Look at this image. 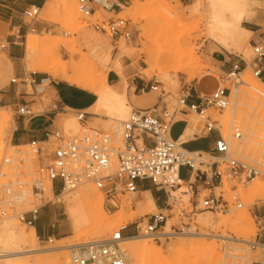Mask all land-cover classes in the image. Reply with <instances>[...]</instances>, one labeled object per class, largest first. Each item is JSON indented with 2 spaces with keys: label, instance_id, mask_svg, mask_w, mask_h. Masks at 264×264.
<instances>
[{
  "label": "rangeland",
  "instance_id": "rangeland-1",
  "mask_svg": "<svg viewBox=\"0 0 264 264\" xmlns=\"http://www.w3.org/2000/svg\"><path fill=\"white\" fill-rule=\"evenodd\" d=\"M6 1L9 2L11 0ZM49 1L50 0H44L43 7L36 19L30 20L24 15L22 16V22L24 23L23 29L10 31L8 26L0 28V163L6 154L16 151V148L12 147L15 145L11 143V136L14 129V108L4 107L5 105L2 102L4 97L2 95H6L5 98L14 96L17 101H20L21 103L23 97L31 95L36 101V105L33 106V110L36 113L49 112L51 111L49 105L54 100L49 88L46 87L44 88L45 90L40 92L36 91V86L41 84L44 79L45 86H48L49 80H53L59 84H66L70 85V87L74 86L78 89L89 91L94 95L95 89H97L100 84V81H98L99 75L103 73L108 77L109 72H114L120 79V85L116 87L122 89L125 82H127L128 89L132 88V94L135 93L137 85L143 83V81L145 83H154L157 81L160 88L157 92H152L151 95L158 99L160 98V100L162 99L170 110L178 107L179 93L184 83L193 85L195 81H199L202 78H211L213 79L216 88H227L230 92L229 107L222 112L211 109L207 114L210 115L213 120L218 122L221 135L231 145V155L238 160L257 166L262 171V176L264 175V151L259 149L260 143H264V116L261 115V107L257 104L264 101L256 93H254V97L252 98L246 94L244 100L247 98L245 101L249 102V105L245 106V110H243V112H237L238 109H236L233 114L229 113L230 108L233 105L232 90L235 86H238L241 89L238 94L243 92L244 84L241 83L240 80L245 77V74H249V77L253 81L255 80L264 92V85L255 78L251 68L249 66L246 67L244 64V61L249 64L253 58L250 41L253 36L257 35L255 33L260 30V27L254 26V23H256L258 19L264 17V2H261L260 0H249L252 4L254 14L248 16L246 21L244 20L242 23V26L250 31V33H247L245 36L247 39L245 47H248L251 53L247 55L245 53V48L238 52H228L218 44L206 38V30L203 21H198L199 19L194 17L193 14L195 13V6L198 0H125L121 3V9H116L112 12L100 9L92 18H85L80 13L77 0H55V4L51 6L52 9L49 6ZM69 4L74 9L76 8L75 16L67 12L68 7L70 9L72 8ZM166 4L170 5L177 12H183L185 14L182 20V24L184 23V25L179 24L177 26L181 31L175 28L169 31V34L168 32L166 33L165 29L168 20ZM117 18H123L129 22L132 31V38L130 41H125L123 39L112 40L110 37L98 33L91 27V23L97 19L109 20ZM181 26H185V28L182 27L184 28L182 30ZM17 32H19V34ZM29 36H37L36 39L41 41L49 40L52 45L36 46L31 52V58L27 59L26 40ZM7 37H17L15 41L17 42V47L20 49L21 58L14 60L8 55L7 51L1 49V44L6 41ZM186 41H188L191 47L194 48L196 61L193 63L194 65H190L192 63H185V61H183L185 63L182 62L185 66V72H176L175 69L173 70V67L176 68L179 60L178 58L175 59V56L177 55L175 53L179 52L178 48H181L184 51ZM167 47L169 54H166V52V58H164L162 53L167 50ZM123 48L124 50H127L126 52L128 55L123 56L121 60L122 64L131 70L132 73L129 75L126 74L125 67L122 72L123 75H119L113 69L111 62V60L115 59L118 52ZM159 54H161V56ZM172 54L175 55L171 56ZM221 54L234 58V61L239 63L241 71L237 81L228 78L230 72L222 71L220 68L221 64L215 60L218 58V55ZM151 56L159 57L160 60L154 68L149 65V59ZM168 56H170L171 59H168ZM107 62L111 63L108 65V69H105L103 65ZM39 66L48 68L51 73L47 74L37 71ZM157 66L159 67L157 68ZM10 69L11 72L9 71ZM245 69L246 71L243 73ZM18 72H21V74L19 75ZM26 77L30 80L34 79L36 83L32 85L10 84V81L14 78ZM53 81L52 85L54 86L55 83ZM241 85H243V87ZM242 94L245 95V92ZM254 98H256V104L252 102ZM241 108H244V106ZM247 108L249 112L246 110ZM236 113L239 114V116H235L237 115ZM92 118H98V120ZM180 118L188 123H194L191 138H194L195 133L203 128L202 121L195 114L188 113L185 117L178 115V119ZM67 120H73L79 125L74 112L67 109V113L58 116L55 126L63 130L67 137L79 135L82 131L79 126H77V132L75 135L67 133L65 129ZM104 120L106 119L102 116L99 117L90 114L86 117V127L106 131L114 135L117 129H114L113 125H108ZM183 128L184 124H177L172 131V138H178ZM235 128L240 129L241 137L239 139L234 137ZM251 139H254L256 142H249ZM249 144H253L252 149L251 147L246 149ZM263 145L260 146L261 149L264 148ZM21 149L26 150L27 147ZM248 154L250 157L247 158ZM262 176L259 178L264 180V176ZM187 177L188 173L182 174V178ZM259 178L246 186L237 185L236 183L225 179L222 186L217 188L214 192L219 194L222 191L224 196L228 199L232 195V191H235L244 205L243 208L234 209L227 213H211L203 211L195 217V221L192 223L193 233H207L214 235L215 233H221L222 231V229L219 230L216 228L220 218H233V216L235 217L243 211L248 212L249 223H251L250 225L253 229V234L251 233L252 235L250 234L248 237L250 242L241 243L238 241H232L229 249L222 250L220 264H256L262 258L259 251H255L251 248V243L255 240L257 233L254 215L264 214V195L251 198L249 193V190L253 188L258 180H260ZM146 187L152 188L150 184H147ZM183 187L184 191L187 192V185L185 184ZM90 188L95 191V196L98 195L97 198L99 204L102 203L101 206L103 212H105V223H113L112 225L110 223L106 224V226H110L109 230L106 233H98L97 229L93 228V223L90 222L86 223V228L80 233L75 232L65 214L64 204L58 202L57 197H51L46 192L45 203L49 200H51V202L41 211L37 226L41 225L45 229V233L50 234L46 235V237L37 234L38 254L22 257L23 259L25 258L34 261L38 258L55 257L58 254L61 256L64 254V256H69V252H66L68 248L65 249V251L55 250L54 248L58 246H71L82 241L91 242L105 240L110 238L122 226H127V231L130 229L132 233H135L134 223L138 219L145 215H152L158 212V209L150 210L149 207L144 206L145 203L141 204V202H145V198L143 194L138 193L132 196L119 197V209L112 214H108L105 210L104 195L93 185H82L76 189V191H73V193L81 190L86 191ZM73 193L70 192L64 195H72ZM183 193V191L181 192L178 190L174 194L184 201V207L190 208V195H185ZM208 194V191H203L201 193L202 196ZM205 216L211 217L214 221L210 228L201 221ZM6 219H12L18 228L26 234L32 230L31 227L21 223L15 217ZM168 222L170 228L179 227L181 222L176 210L172 212V216L169 218ZM105 223L103 222L104 225ZM211 228L215 229L213 230ZM127 231L125 232V238H128L126 235ZM191 234H177L171 236L169 239L161 240V243H156L150 239H142L140 242L147 243L161 251L162 259L156 261L154 264H182L181 262L188 258L198 259L200 257L199 260L202 258L201 252L197 249V245H195V248H181V243L185 241V243L190 241L195 243L203 241L210 243L215 240L210 236L206 238L190 239ZM49 237L52 238L51 243L48 242ZM133 237L147 238L145 236L137 235H133L130 238ZM121 248L125 251H129L126 245L121 244ZM127 253L130 259L137 261L138 264L141 263L139 261L140 258L136 254L132 252ZM249 257L250 260L245 259ZM22 258L20 259L22 260ZM133 260H129L128 264H137Z\"/></svg>",
  "mask_w": 264,
  "mask_h": 264
},
{
  "label": "built area",
  "instance_id": "built-area-1",
  "mask_svg": "<svg viewBox=\"0 0 264 264\" xmlns=\"http://www.w3.org/2000/svg\"><path fill=\"white\" fill-rule=\"evenodd\" d=\"M125 0H77L78 10L85 18H92L100 9L115 11L121 9ZM264 2V0H260ZM41 9L32 6L23 15L36 19ZM91 27L112 40L130 41V24L123 18L99 20ZM254 33V32H253ZM250 41L253 58L246 67L264 85V27H260ZM7 41L2 50L9 48ZM241 67L233 66L228 78L237 81ZM31 77V76H30ZM34 79L14 78L10 84H35ZM160 85L143 83L136 88L137 94L157 92ZM191 99L196 102L190 103ZM230 104V92L218 87L212 94H197L193 85L183 84L178 107L170 110L161 99V104L149 109L131 110L127 120L118 125L111 134L98 129L87 128L86 113L74 114L82 129L79 135L65 136L63 130L54 127L44 132L42 141H31L24 145L12 146L16 151L6 154L0 163V219L15 217L28 227H35L45 203L47 188L54 196L75 191L85 184L93 185L105 197V210L112 214L119 209V197L132 196L141 191V183L150 184L163 195L164 205L158 212L145 215L134 223L133 235L145 236L156 243L177 234L193 233L192 223L203 212L227 213L243 208L239 195L232 191L226 198L221 191L226 179L237 185L246 186L262 176L257 166L238 160L231 155L230 143L221 135L218 122L207 112L211 109L222 112ZM54 105L52 111L36 113L28 103L18 104L14 114L22 118H33L46 113L58 114ZM67 113V110L62 111ZM192 113L199 117L203 128L194 137H207L216 133L214 149L211 152L189 151L181 137L172 138L173 127L181 122L178 115ZM185 128L189 123L185 121ZM239 139V128L234 129ZM12 143V142H11ZM27 147L26 150L21 148ZM188 173L187 178H182ZM184 182L188 191L190 208L174 195ZM203 191L209 194L202 196ZM172 201V203H171ZM176 210L180 219L179 227L166 226L172 212ZM257 233L251 248L262 255L256 264H264V214L254 215ZM127 226H122L110 238L99 242H80L67 247L71 264H128V254L121 248ZM132 235V236H133ZM130 238V237H128ZM52 242V238H48Z\"/></svg>",
  "mask_w": 264,
  "mask_h": 264
},
{
  "label": "bare ground",
  "instance_id": "bare-ground-1",
  "mask_svg": "<svg viewBox=\"0 0 264 264\" xmlns=\"http://www.w3.org/2000/svg\"><path fill=\"white\" fill-rule=\"evenodd\" d=\"M48 3H49V6L51 7L53 4H55V0H50ZM69 6H71V5L69 4ZM166 7H167L166 10H167V15H168V20H167V25H166L165 31H166V33L168 32V34H169V31H171L175 28H177V30H178L179 28L177 26L179 24L184 25V23L182 24V20H183L185 14L183 12L182 13L177 12L168 4H166ZM48 9H49V7H48ZM51 9H52V7H51ZM75 9L73 7L70 9L68 7L67 12L69 14L75 16L76 15ZM194 12H195V13H193L194 17L199 19L198 21H203L204 26H205V30H206V38L208 40L218 44L220 47H222L224 50H226L228 52H238V51H242L245 48V53L247 55L251 54L249 51V48L245 47L246 40H247L245 36L247 35V33H250V31L246 30L242 26V23L244 22V20L246 21V18L248 16L254 14L252 4L250 3L249 0H198L197 4L195 6ZM182 27L185 28V26H181V28ZM184 28H182V30ZM179 31H181V29H179ZM168 36H170V35H168ZM36 37L35 36H29L26 40V48H27L26 57H27V59L31 58V52L33 51V49L36 46L52 45L51 41H49V40H42L41 41V40L36 39ZM167 42H168V40H167ZM185 46L186 47H185L184 51H183V49L178 48L179 52L175 53V54H177L175 56V59L178 58V60H179L176 68L173 67V70L175 69L176 72L177 71L185 72L184 64L186 62H189V63H192L190 65H194L193 63L196 61V55H195L194 48L191 47V45L188 41L185 42ZM126 51L127 50H124V48L121 49L118 52L117 57L115 59L111 60L112 65H113V69L118 74H121L123 69H124V65L122 64L121 59L123 56L128 55ZM165 53L169 54L168 53V47H167V50H165L162 53V56L164 58H166ZM175 54H172L171 56H173ZM159 55L161 56V54H159ZM168 59H171V57L168 56ZM159 61H160L159 57H152L151 56L149 59V65L152 68H154V67H156L157 62H159ZM183 61H185V63ZM111 62H109V63L107 62L105 65H103L104 68L108 69V65ZM158 67L159 66H157V68ZM37 71H39L41 73H47V74L51 73L48 68L42 67V66H39ZM245 71H246V69L243 71V73H245ZM98 78H99L98 81H100L99 82L100 84H99V87L97 89H95L94 104H93V108L91 109L92 112L89 111L90 112L89 114H92L94 116L104 117L106 119L104 121L106 123H108V125H113L114 129H117L118 125L121 122L128 119L130 112L132 110V106L129 104L126 95L120 96V95H118L112 91L111 85L108 83V80H107L108 77L106 75H104L102 73L99 75ZM240 82L244 84V87H243V85H241V86L243 87V92H245V95L242 94L243 92L238 94V92L241 90L238 86H235L233 88V90H232L233 105L230 108V112H229L231 114H233L236 109L239 110V111L237 110V112H243V110H245V106L249 105V102L245 101L247 98L244 100V97L246 96V94L250 98H252V97H254V93H256L264 101V92L258 86V84L255 82V80L253 81L249 77V74H245V77L241 78ZM238 84H240V83H238ZM235 85H237V84H235ZM40 87H41L40 84L36 86L37 92L44 90L43 87L42 88H40ZM255 99L256 98H254V100L252 101L254 104L257 103V101H255ZM257 104L259 105V107H261V113H262L261 115L264 116V102H260ZM242 106H244V108H241ZM246 110H248V108ZM248 112H249V110H248ZM235 116H239V114H237ZM77 126L80 127V125H77V123L75 121L67 120L65 129H66L67 133H69L71 135H75L77 132ZM193 128H194V123L189 122L188 128H187L185 134L181 137L180 142L184 143L189 138H191L192 133H193ZM249 129H250V127H249ZM249 142L255 143L256 141L254 139H251V141H249ZM263 144L264 143L262 142L259 145V149L261 151H264V148L261 149V147H260ZM252 145L253 144L247 145L246 149H248L250 147L252 149V147H253ZM263 147H264V145H263ZM245 156H246V154H245ZM252 156H253V154H252ZM248 157H250L249 154H248L247 158ZM256 162H257V160H256ZM181 184H182V186L179 188V190L181 192L183 191L185 193L186 191H184V187H183L185 185V183L181 182ZM47 193L51 197H57V201L62 202L64 204L65 214L68 217V219L72 225V228L75 232L80 233L82 230H84L86 228V223L92 222L93 228L97 229L98 233H106L110 227L109 225L106 226V224H109V223L111 225L113 224L111 222L105 223V221H104V217H105L104 213L105 212H103V209L101 206L102 203L99 204V200L97 198L98 195L95 196L96 193H95V191L91 190V188L87 189L86 191L81 190V191H78L75 193L72 192L73 193L72 195L69 194L67 196H65V195L54 196L52 194L50 188H47ZM249 193H250L251 198H255L256 196H259V195H264V180H261V179L258 180L255 183V185L253 186V188L251 190H249ZM142 194L144 195L145 202L143 201V202H141V204L145 203L144 206L149 207L150 210H157V207H156V205H155V203H154V201L150 195V192L149 193L146 192V193H142ZM140 205H138V206L141 207ZM201 221L203 222V224L209 226V228L213 225V222H214L213 219L209 216L203 217L201 219ZM103 222L105 223V225L103 224ZM18 223H20V222H18ZM250 224L251 223H249L248 212L243 211L240 214L236 215L235 217L233 216V218L232 217L231 218H226V217L220 218V220L217 223L216 228L219 230L222 229L221 233H215L214 235H210L207 233H192V234L190 233L191 234L190 239H192V238H206V237L210 236V237L214 238L215 240H214V242L211 241L210 243L205 242V241L196 242V243L191 242V241L188 243H185L186 242L185 241V242L181 243V245H180L181 248L182 247H184V248H195V245H197V249L199 250V252H201V258H202L201 260H199L200 257L198 259H195V258L190 259L187 257L188 259L185 258L187 261L185 260V261H182L181 263L182 264H201V263L202 264H220L222 250L229 249L231 247L230 243L232 241H238L241 243H249L250 242L248 237L252 233V230H253ZM169 225L170 224L168 222L167 226H166V232H168V233L170 231ZM211 229H213V228H211ZM142 239L147 240L148 238H146V239L141 238V237L124 238L122 241V245H126L127 248L129 249V251L128 250L125 251L124 249L123 250L126 253L132 252V253L136 254L140 258L139 259V261L141 262L140 264H154L156 261L162 259L161 251L157 250L156 248H154L153 246H150L147 243H141L140 241ZM211 240H213V239H211ZM100 241H104V240H100ZM91 242H99V241H91ZM67 247H69V246H58V247H55L54 249L55 250L57 249L59 251L60 250L65 251V249H67ZM0 248H1L0 249V264H69L70 263L69 256L67 255L68 256V258H67V256H64L65 254L62 256L60 254H58L55 257H45V258H41V259L38 258L37 260H34V261L29 260V259H25V258L23 259L22 257L30 256L32 254H38L39 250L37 248V236H36V233L33 229L28 234H26L24 231L20 230L18 228V226L13 222L12 219L0 220ZM124 248H126V247H124ZM66 252H67V250H66ZM20 258H22V260ZM128 259L130 261L133 260V259L129 258V255H128ZM245 259L250 260V257L245 258ZM133 261H135V260H133ZM135 262L137 263V261H135Z\"/></svg>",
  "mask_w": 264,
  "mask_h": 264
},
{
  "label": "crops",
  "instance_id": "crops-1",
  "mask_svg": "<svg viewBox=\"0 0 264 264\" xmlns=\"http://www.w3.org/2000/svg\"><path fill=\"white\" fill-rule=\"evenodd\" d=\"M43 3L44 0H23V3L22 0H11L9 2L6 0H0V28H5L8 26L10 31H14L15 29H23L24 23L22 22V16L24 11L32 6H36L41 9L43 7ZM254 26L263 28L264 17L258 19L257 22L254 23ZM17 33L19 34V32ZM15 39H17V37L6 38V41L9 43L10 46L5 51H7L8 55L12 59L17 60L21 58V53L20 49L17 47V42L15 41ZM215 60L221 64L220 68L222 71L225 72H231L233 70V66L239 64L238 62L234 61V58H230L222 54L218 55V58ZM124 67L126 68L127 75L132 73L127 66ZM9 71L11 72V69ZM18 74L20 75L21 72H18ZM119 75L123 74L121 73ZM107 80L108 83L111 85V89L114 93L120 96L126 95L128 102L132 106L133 110L149 109L154 107L155 105L161 104L160 98L158 99L157 97L151 95V93L137 94L135 92L132 94V88L128 89L127 82H125V85L122 89L117 88L116 86L120 85V79L114 72H109ZM52 81L53 80H49L48 86H45L44 79L40 84V88H49L51 95H53L54 97V100L49 105V107L52 111L53 106L57 105L60 109L59 113L56 115L55 113H46L33 118H22L14 115V129L11 136V142L14 145H24L31 141H42L44 139V132L46 130H52L55 127V123L58 119V116L64 114V112H62L64 110L69 109L71 112L81 111L82 113H86L87 116L90 115L89 111H91L94 104V95L91 92L78 89L74 86L70 87V85L61 83L59 84L55 81H53L55 83V85L53 86ZM141 84L142 83L137 85V87H139ZM193 87L197 94L203 95H210L217 89L213 79L211 78H202L199 81H195ZM2 96L4 97V99H2V102L5 105L4 107H11L15 109L18 104L22 103H28L29 106L32 108L36 105V101L31 95L23 97L22 103L20 101H17L16 97L14 96L9 98H5L6 95ZM194 102H196L195 99L190 100V103ZM187 115V112L182 114V116L184 117ZM92 119L98 120V118ZM179 123L184 124V128L178 138L182 137L188 128H185V120L182 119ZM217 138L218 135L216 133H211L207 137L189 138L186 142H184L185 148L189 151H203L208 153L214 149L215 141ZM141 186L142 187L139 194L150 192V195L156 207L161 208L164 205L163 195L159 191L153 188L146 187L145 183H141ZM32 229L35 231L36 236L38 234L39 236L46 237V235L50 234L45 233V229L41 225H36ZM133 234L134 233H132L130 229L126 233L128 237H131Z\"/></svg>",
  "mask_w": 264,
  "mask_h": 264
}]
</instances>
